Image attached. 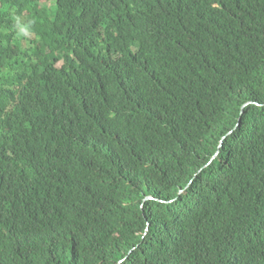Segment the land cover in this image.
Masks as SVG:
<instances>
[{
	"label": "trees",
	"instance_id": "16d2710c",
	"mask_svg": "<svg viewBox=\"0 0 264 264\" xmlns=\"http://www.w3.org/2000/svg\"><path fill=\"white\" fill-rule=\"evenodd\" d=\"M0 264H264V0H0Z\"/></svg>",
	"mask_w": 264,
	"mask_h": 264
},
{
	"label": "rangeland",
	"instance_id": "374dc122",
	"mask_svg": "<svg viewBox=\"0 0 264 264\" xmlns=\"http://www.w3.org/2000/svg\"><path fill=\"white\" fill-rule=\"evenodd\" d=\"M40 2H44V3H46V4H48L49 3V0H39ZM51 4V3H50Z\"/></svg>",
	"mask_w": 264,
	"mask_h": 264
}]
</instances>
